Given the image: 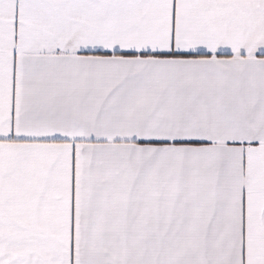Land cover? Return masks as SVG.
Masks as SVG:
<instances>
[{"label":"snow or ice","instance_id":"6c2138e0","mask_svg":"<svg viewBox=\"0 0 264 264\" xmlns=\"http://www.w3.org/2000/svg\"><path fill=\"white\" fill-rule=\"evenodd\" d=\"M0 264H264V0H0Z\"/></svg>","mask_w":264,"mask_h":264}]
</instances>
